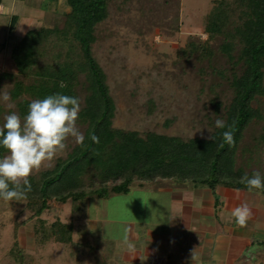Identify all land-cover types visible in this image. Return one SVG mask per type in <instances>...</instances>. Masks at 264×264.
Here are the masks:
<instances>
[{"label": "trees", "instance_id": "16d2710c", "mask_svg": "<svg viewBox=\"0 0 264 264\" xmlns=\"http://www.w3.org/2000/svg\"><path fill=\"white\" fill-rule=\"evenodd\" d=\"M64 1L62 21L52 27L29 29L16 39L11 48L15 71H0V92L7 81H13L9 89L15 104L12 112L21 120L34 99L59 93L80 100L76 124L85 137L83 145L75 143L52 166L31 174V191L22 200L31 211L27 221L36 219L38 223L35 233L39 241L72 242V221L56 218L47 224L42 218L51 201L62 205L71 202L86 210L89 201L106 198L110 190L127 192L134 181L174 180L213 190L217 186L247 190L239 180L256 171H247L244 164L252 161L251 155L264 142L263 126L259 136L254 137L257 144L250 147L245 143L249 127L264 121V0H212L206 15L207 38L201 41L191 36L178 49L181 58L201 64L203 76L208 73L203 65L207 62L211 72L224 79L231 90L227 104L219 98L212 99L216 114L226 126L234 124L235 146L225 144L223 148L219 145L227 127L214 125V140L115 127V101L107 75L92 50L97 40L96 28L107 19L111 0ZM18 20V15H12L10 33ZM61 43L67 45L66 49ZM49 48L50 52L53 50L50 56ZM221 58L225 65L218 67ZM5 116L0 100V126ZM91 134L99 137L98 144L90 139ZM247 153L250 156L246 162L240 163V154ZM6 154L0 147V158ZM261 174L264 176V172ZM257 191L264 195V189ZM13 249V257L23 264L25 255L16 241ZM30 258L38 264L34 255Z\"/></svg>", "mask_w": 264, "mask_h": 264}, {"label": "rangeland", "instance_id": "374dc122", "mask_svg": "<svg viewBox=\"0 0 264 264\" xmlns=\"http://www.w3.org/2000/svg\"><path fill=\"white\" fill-rule=\"evenodd\" d=\"M2 2L12 11L4 14L0 10V71H15L11 59L15 40L28 28L52 27L61 22L64 6H58L55 14V2L51 0ZM212 5V0L110 1L109 15L96 28L97 40L92 50L107 75L115 101V127L140 132L154 130L183 138L211 135L215 121L220 119L212 99L219 98L227 104L231 90L224 79L211 72L207 62L203 65L208 73L203 76L199 70L201 64L195 59L181 58L178 49L184 47L191 36L201 41L207 38L206 15ZM40 9L45 15L40 14ZM13 14L19 15V20L14 32L10 33ZM52 52L49 48L48 56ZM224 61L221 58L216 65L221 67L225 65ZM12 83L7 81L2 91L9 93ZM3 103L6 115L15 110L11 100L8 103L14 105L12 108ZM263 126L264 121H261L249 127L245 139L247 145L257 144L254 137L259 136ZM66 144L63 152L52 161H45L40 170L32 174L52 166L58 156L66 155L75 144L74 139L69 138ZM256 152L251 155L252 161L244 165L247 171L263 173L264 142ZM249 156L248 153L240 154L239 162L245 163ZM172 182L134 181L129 192L110 190L106 198L89 201L86 210L78 209L71 202L62 205L51 201L50 209L42 218L47 224L56 218L67 223L72 221L75 229L72 242L68 244L54 241L42 244L35 233L36 219L27 221L31 211L26 208V202L0 199V264H19L12 255L15 241L23 249V264H35L30 258L32 255L38 264H101L104 256L99 255V251L111 252L113 246L108 244L109 240L127 238L129 213L136 212L133 219L142 220L145 215L142 211L151 207L149 187ZM246 264H264V245Z\"/></svg>", "mask_w": 264, "mask_h": 264}, {"label": "crops", "instance_id": "0c3cea01", "mask_svg": "<svg viewBox=\"0 0 264 264\" xmlns=\"http://www.w3.org/2000/svg\"><path fill=\"white\" fill-rule=\"evenodd\" d=\"M2 1L1 12L10 13L12 9ZM58 6L66 10V2L59 0L55 14ZM149 188L151 207L142 211V220L135 221L136 212L129 213L127 238L109 240L113 247L111 252L99 251L104 256L101 264H246L264 245V195L260 191L224 186L213 190L174 180ZM244 202L253 216L247 226L240 227L231 212Z\"/></svg>", "mask_w": 264, "mask_h": 264}, {"label": "clouds", "instance_id": "9594fccd", "mask_svg": "<svg viewBox=\"0 0 264 264\" xmlns=\"http://www.w3.org/2000/svg\"><path fill=\"white\" fill-rule=\"evenodd\" d=\"M0 100L7 107H14L8 103L11 96L7 91L0 92ZM80 110L78 97L57 93L31 101L23 120L15 112L4 117V123L0 126V147L7 154L0 158V199H26V194L31 191L29 177L34 171H39L45 161L50 162L63 152L69 138L83 145L85 137L76 124ZM215 125L221 129L227 127L222 133L223 143L219 146L223 148L227 144L234 147V124L226 126L223 119H217ZM208 138L215 139L212 135ZM90 139L93 143H99V137L95 134H91ZM239 183L245 185L249 192L261 190L264 189V176L258 171L251 176L246 173ZM231 215L238 226L245 227L253 211L244 202L235 207Z\"/></svg>", "mask_w": 264, "mask_h": 264}]
</instances>
